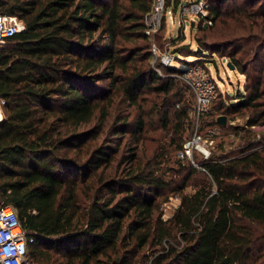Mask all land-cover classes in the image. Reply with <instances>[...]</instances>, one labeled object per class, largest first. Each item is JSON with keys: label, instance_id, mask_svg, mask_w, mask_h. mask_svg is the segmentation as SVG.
<instances>
[{"label": "trees", "instance_id": "1", "mask_svg": "<svg viewBox=\"0 0 264 264\" xmlns=\"http://www.w3.org/2000/svg\"><path fill=\"white\" fill-rule=\"evenodd\" d=\"M110 1L0 0V14L25 25L0 45V202L16 209L34 240L28 258L41 264H143L140 254L149 248L155 253L151 264H264V250L255 254L264 243L258 234L264 230L263 150L203 163L206 183L191 195L181 187V204L168 220L161 212L169 202L162 201L167 185L155 170L149 179L143 172H129L124 183L106 178L115 153L99 145L102 127L84 129L98 115L104 123L113 104L110 97L103 106L96 85L108 80L115 86L125 76V93L135 104V90L157 82L156 91L170 93L182 74L159 65L168 76L159 77L150 68L152 50L149 67L132 68L136 57L125 49L149 40L145 19L153 0ZM208 1L214 26L221 13ZM197 42L196 59L204 48L217 52L218 45ZM233 60L244 75L241 61ZM245 90L226 112L264 127V70L248 76ZM216 104L211 125L227 115L215 116L214 110H224V103ZM188 117L184 110L182 120Z\"/></svg>", "mask_w": 264, "mask_h": 264}, {"label": "rangeland", "instance_id": "2", "mask_svg": "<svg viewBox=\"0 0 264 264\" xmlns=\"http://www.w3.org/2000/svg\"><path fill=\"white\" fill-rule=\"evenodd\" d=\"M190 1L193 0H166L168 14L161 33L147 42L138 40L127 44L128 48L125 50L135 55L132 68H136L137 71L149 67L148 57L153 42H156L162 50H168L175 55L176 62L171 68L184 72L192 64L207 67L221 90L216 106L224 103V110L221 112L214 110V115L227 114L223 115L228 118L227 127L211 125L213 122L211 115L198 122L192 115L193 97L178 79L170 93L156 91L157 82L150 87L135 90L137 102L132 104L125 93L128 81L125 76H121L115 86L108 80L96 85L101 89L93 92L98 93L100 97L103 96V106H107L112 99L113 104L104 123L98 115L84 128L93 130L102 127L103 133L99 145L115 153L113 164L105 171L109 181L127 182L129 172H143L149 179L150 172L155 170L156 175L166 182L167 186L162 190L164 194L162 201L169 198V202L163 203L161 209L165 220L172 218L181 204L178 195L181 187H185L184 194L191 195L206 183L205 172L200 169L203 163L208 161L205 155L200 152L194 153V161L199 168L178 157L184 143L196 133L200 137H210L213 141L209 160L214 158L231 161L249 155L254 146H259L256 137L248 129V118L228 114L226 109L238 102L240 94L247 95L245 87L248 76L255 70H264V0H223L222 2L213 0L221 16L215 25L211 26L212 30L206 28L205 31H201L199 26L200 17L194 14L186 15L184 29L182 14L176 4ZM109 2L111 1L101 0V3ZM241 12L249 15L243 16ZM197 38H203L207 46L218 45L217 52L214 54L213 49L204 48L206 53L203 51L202 57L194 59L193 52L198 51L200 47ZM233 56L241 61L245 68L244 75L238 72L237 65L233 63ZM229 63L236 66V69L229 68ZM157 67L159 63L155 64L153 57L150 68ZM0 107L4 117V105L1 100ZM184 110L189 113L186 121L181 118ZM130 159L133 163L127 164ZM258 234L263 236L264 230L258 229ZM260 250H264L263 242L257 245L255 254ZM140 256H145V260H141L143 264H151L155 259V253L149 248L143 250ZM26 264L41 263H36L29 257Z\"/></svg>", "mask_w": 264, "mask_h": 264}, {"label": "built area", "instance_id": "3", "mask_svg": "<svg viewBox=\"0 0 264 264\" xmlns=\"http://www.w3.org/2000/svg\"><path fill=\"white\" fill-rule=\"evenodd\" d=\"M183 24L186 28V15L194 14L200 17V22L204 26H212L214 14L211 11V5L208 0L190 1L181 3L179 6ZM166 0H153L151 12L146 16L145 26L146 36L153 40L162 31L163 23L166 20ZM171 14V12H169ZM25 30L24 23L17 17H11L0 14V45L5 44L9 39ZM152 53L155 58V64L164 68H171L176 62L175 55L168 50H162L156 42L152 44ZM157 75L161 78L168 77L164 75L161 67L155 68ZM189 90L193 97V116L199 122L202 118L209 115L216 101L221 95V90L215 82L210 70L200 64L189 65L181 75L175 76ZM2 104L5 103L2 101ZM218 127L219 125L217 120ZM256 137L258 143L252 152L264 151V127L252 126L248 128ZM213 141L210 137H200L196 135L186 141L178 157L182 161H188L199 168L194 161V153L200 152L209 160L211 157V148ZM205 172L203 168H200ZM179 208V207H178ZM177 208V209H178ZM173 217V216H172ZM34 242L24 231L18 218L16 209L12 206H3L0 202V264H26L29 252V246Z\"/></svg>", "mask_w": 264, "mask_h": 264}, {"label": "water", "instance_id": "4", "mask_svg": "<svg viewBox=\"0 0 264 264\" xmlns=\"http://www.w3.org/2000/svg\"><path fill=\"white\" fill-rule=\"evenodd\" d=\"M228 67L231 68L232 70H235L236 69V67L234 65L230 64V63L228 64ZM218 123L222 127H227V125H228V118L226 116H220L218 118Z\"/></svg>", "mask_w": 264, "mask_h": 264}, {"label": "bare ground", "instance_id": "5", "mask_svg": "<svg viewBox=\"0 0 264 264\" xmlns=\"http://www.w3.org/2000/svg\"><path fill=\"white\" fill-rule=\"evenodd\" d=\"M3 113H2V109H1V107H0V122L3 120Z\"/></svg>", "mask_w": 264, "mask_h": 264}, {"label": "crops", "instance_id": "6", "mask_svg": "<svg viewBox=\"0 0 264 264\" xmlns=\"http://www.w3.org/2000/svg\"><path fill=\"white\" fill-rule=\"evenodd\" d=\"M194 59H196V58H194ZM190 61H193V60H190Z\"/></svg>", "mask_w": 264, "mask_h": 264}]
</instances>
